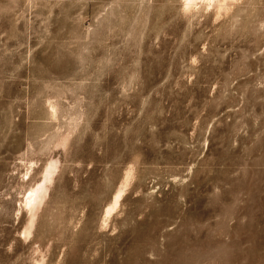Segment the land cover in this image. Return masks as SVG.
Instances as JSON below:
<instances>
[{
    "label": "rangeland",
    "instance_id": "374dc122",
    "mask_svg": "<svg viewBox=\"0 0 264 264\" xmlns=\"http://www.w3.org/2000/svg\"><path fill=\"white\" fill-rule=\"evenodd\" d=\"M53 156L25 241L17 209ZM40 251L264 264V0H0V264Z\"/></svg>",
    "mask_w": 264,
    "mask_h": 264
},
{
    "label": "bare ground",
    "instance_id": "6f19581e",
    "mask_svg": "<svg viewBox=\"0 0 264 264\" xmlns=\"http://www.w3.org/2000/svg\"><path fill=\"white\" fill-rule=\"evenodd\" d=\"M237 0H183V6L186 11H191L196 8L197 5L203 7H211L217 11L227 9L230 4L234 3ZM63 143V142H62ZM61 143V144H62ZM65 144V143H64ZM54 157V156H53ZM32 161V160H31ZM33 162V161H32ZM59 167V159L58 158H50L46 164L43 166L41 172V178L37 180L33 185H29L27 183L28 188H26V193L23 195V199L20 202L18 210V214H22L24 211L26 214L25 224L20 232V237L25 241L29 240V238L33 234V229L36 221V217L40 207L43 202L46 201L49 185L53 180V177ZM32 164H29L26 169L24 176L30 180L32 178ZM132 177V170L128 169L125 174L121 185L118 187L117 191L114 193L111 201L106 205L104 211V221L108 219V217L118 208L120 205L121 199L125 193V189ZM32 181V180H31ZM35 181V180H34ZM32 181V182H34ZM27 182V181H26ZM46 199V200H45ZM17 213V212H16ZM17 214V215H18ZM31 264H45V254L41 253L38 258L34 259Z\"/></svg>",
    "mask_w": 264,
    "mask_h": 264
}]
</instances>
